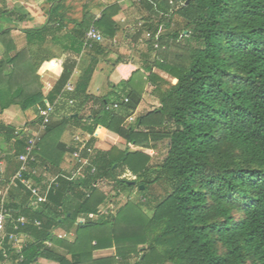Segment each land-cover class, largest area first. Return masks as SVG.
<instances>
[{"label":"trees","instance_id":"obj_1","mask_svg":"<svg viewBox=\"0 0 264 264\" xmlns=\"http://www.w3.org/2000/svg\"><path fill=\"white\" fill-rule=\"evenodd\" d=\"M156 1L158 11L147 0L132 3L146 15L126 34L115 20L122 9L118 1L100 6L99 18L94 5L86 3L81 16L74 18L68 14L73 7L69 0H43L47 20L25 30L27 45L22 49H17L10 29L0 31L5 46L0 59V137L17 159L31 137L26 127L42 120L40 107L53 105L32 163L42 173L25 176L45 189V173H62L65 156L78 148L74 138L70 146L62 141L67 129L73 137L89 135L91 147L100 139L111 143L106 150L94 147L91 154L83 150L91 162L85 177H59L44 202L22 185L9 188L6 205L15 216L30 220L21 227L29 239L20 253L6 239L9 258L0 250V261L264 264V0H180L183 4L176 6ZM11 11L8 0H0V17ZM93 24L105 40L88 50L89 64L75 88L66 90ZM119 33L115 45L112 40ZM47 41L66 55L57 83L45 95L43 66L54 69L62 63L56 57H34L31 46L42 47ZM101 60L110 63L120 79L98 96L89 87ZM148 85L154 87L159 105L135 117ZM114 103L119 106L114 108ZM11 104L19 105L27 120L21 129L7 121L4 112ZM118 138L125 147L115 145ZM164 140L168 150L163 161L151 163ZM127 173L132 177H124ZM100 183L113 185L114 198L136 188L142 200L103 212L109 196ZM13 192L18 193L14 202L9 201ZM81 215L86 217L83 223L78 222ZM35 219L40 226L33 224ZM55 228L73 231L75 238L61 239L54 235ZM110 248L114 255L94 257V251Z\"/></svg>","mask_w":264,"mask_h":264},{"label":"crops","instance_id":"obj_2","mask_svg":"<svg viewBox=\"0 0 264 264\" xmlns=\"http://www.w3.org/2000/svg\"><path fill=\"white\" fill-rule=\"evenodd\" d=\"M99 2L105 3V5L112 4L114 2H117L118 0H97ZM122 4V9L119 12L117 16H115V20L120 24L121 28L123 29V33L126 34L127 30L129 29L128 26H130L132 23H134L139 18L143 17V15H146V11L143 7H139L134 4H132L129 1H123L120 2ZM43 0H8V7L12 9L11 13L8 15H3L0 17V31H4L6 29L11 30L12 37L15 40L17 49H22L27 45V39H26V29H31L35 27L42 26L46 20H47V11L43 8ZM76 9H71V11L68 12L69 16L74 18H79L81 16L80 12ZM94 14L96 17H100L102 14V9L95 10L93 9ZM73 24L69 23L68 27H72ZM117 39H121V34L119 33L116 36ZM31 48L35 51L34 57L36 59H41L42 57H56L55 59H61L62 63L57 65L54 69L51 67V64H45L43 66V69L41 70V82L43 83V92L45 95H48L49 92L53 89L55 84L57 83L60 73L63 71V62L65 59V55L63 54V48L60 46H56L50 41H47L45 45L42 47H39L38 45H32ZM5 52V46L2 43L0 39V59L4 57ZM88 50H84L80 52L81 54L77 55V65L74 70L73 76L70 80V82L66 86V90H73L75 88V83L78 79V77L81 75L83 69L89 64V55ZM15 51H13V54ZM63 55V56H62ZM68 55H71L70 52H68ZM140 60V57L138 55L135 56V60ZM134 60V61H135ZM46 63V62H45ZM120 75L114 70V67L108 63L105 60H101L97 69L94 72L89 91L92 94L95 95H105L108 92L112 90V84H116L119 82ZM154 87L152 85H148L143 100L138 107L135 117L138 115H141L143 113H146L155 107L159 105L158 97H156L153 93ZM149 92V93H148ZM153 104V107H150V105ZM140 107L143 108V111H140ZM5 116L7 118V121L16 126L18 129H21L26 123L27 120L23 116L22 110L19 105L17 104H11L6 110H5ZM34 124H28L29 128H34ZM73 134L70 129H67L63 136L62 141L67 144L68 146L73 145ZM121 141V138L117 139L118 141ZM0 149L3 151L4 156L2 158L3 160V175L6 180H9L16 172V170L19 168V161L16 156L13 155L12 150L10 149V145L4 141L2 137H0ZM108 145L107 142L103 140H98L95 143L96 148L98 149H109L110 147L106 146ZM72 155L71 153H68L65 156V160L62 163V170H70L74 162L72 161ZM18 199V193L13 192L12 197L10 200ZM8 200V198H7ZM14 202V201H13ZM79 218H86L85 215H81ZM6 230L10 231L11 228L7 224ZM53 233L55 236L72 241L75 238V234L73 231L67 232L66 230L62 228H55L53 230ZM29 237H25L23 240H21V243L25 242ZM52 245V244H51ZM56 250L64 255H67V251L60 247L55 246ZM115 254L114 248L110 249H103V250H96L94 251V257L95 258H103L108 257ZM0 264H11L9 261H0ZM37 264H58V262L49 260L46 258H40L37 262Z\"/></svg>","mask_w":264,"mask_h":264},{"label":"built area","instance_id":"obj_3","mask_svg":"<svg viewBox=\"0 0 264 264\" xmlns=\"http://www.w3.org/2000/svg\"><path fill=\"white\" fill-rule=\"evenodd\" d=\"M123 1H129L131 3H140L142 0H118V2ZM151 2L155 9L158 11V2L156 0H147ZM169 3L173 6H176L178 4H183L180 0H169ZM161 15H169V13H166L164 11H159ZM99 18V17H97ZM142 24V21L139 23V25ZM132 24L128 26V28H131ZM163 30V26L161 25L155 35L156 43L155 48L159 47V37L160 33ZM105 40L104 35L100 32L98 27L93 24L88 29V31L85 34L84 38V50H89L94 47L95 43L103 42ZM113 44H118L119 39L116 37L114 38ZM140 42L143 44V40L141 39ZM125 101L128 102V98H125ZM119 106V103H114L113 107L116 108ZM109 108V106L107 107ZM53 110L52 104H47L46 106L40 107V116L41 121H39L34 128L26 127V132L30 134V138L28 140V143L25 147V152L20 154L18 156V160L20 162L19 168L16 170L15 174L10 178L9 186L4 189L3 184L5 180V177L3 175V156L4 153L0 149V155L2 156L0 158V250L3 253V256L5 259L9 258V251L4 246L5 240L8 239V243L12 245L13 248L16 249L18 253H20V250L22 248L21 240H23L28 235L21 232V227L28 224L30 220L24 216V215H18L15 216L12 209H10L6 205L7 200V193L9 188L12 186L18 187L19 185H22L26 190H28L31 195L36 198L38 202H44L47 199V195L50 192V190L54 186H58V178L59 177H65L69 180L74 179H81L85 177L86 169L88 166L91 165L90 159L87 156L82 155L83 150H87L88 153H92L94 147L88 146L87 141L89 135L82 136L80 134H75L74 139L78 144V148L71 153L72 159L74 160V165L70 170H62V173L56 174V175H49L45 173L47 185L46 188L43 189L40 185H36L33 181H31L30 178L25 176V174H32L39 176L42 173L41 167H32V163H34L37 160V154L36 151L38 149V143L40 142L46 128L48 121L50 119L51 112ZM130 121L134 120V117L129 118ZM19 133V130L16 131V134ZM1 135V130H0ZM95 171V167H92L91 172ZM96 185V184H95ZM89 217H94V214H90ZM86 218H79L78 222L83 223L85 222ZM10 223L12 225V231H7L6 226ZM41 221L39 219L33 220V224L40 226ZM21 259V258H20Z\"/></svg>","mask_w":264,"mask_h":264},{"label":"rangeland","instance_id":"obj_4","mask_svg":"<svg viewBox=\"0 0 264 264\" xmlns=\"http://www.w3.org/2000/svg\"><path fill=\"white\" fill-rule=\"evenodd\" d=\"M69 2H70V4L73 5L72 8L76 9V11L78 10L80 12V14L84 11V9H85L84 7H85L86 3L90 4V5H94L95 10H100L101 9L100 6L105 5V3H103L102 1L99 2L97 0H69ZM132 25H134V23H132ZM141 48L145 50L146 49L145 44H141ZM136 62L138 63L139 60L136 59ZM153 106H154L153 104L150 105V107H153ZM140 111L141 112L143 111L142 107H140ZM100 140H103V139H100ZM105 142H107V141H105ZM107 144H108V145H106L107 147L108 146L111 147L110 142H107ZM115 145H117L118 147H121V148L125 147L122 140L121 141L119 140L117 143V140L115 139ZM167 150H168V140H164L162 142H159L157 149L154 151V156H153L151 163H153V164L161 163L163 161L165 155H166ZM72 161L74 162V160H72ZM124 177H132V176L130 173H127L124 175ZM99 188L109 196V199H108L109 204L103 205L101 207V210L103 212H106L109 209L116 211L119 206L123 205L124 203H126L129 200L136 201V202H140L142 200V193H140L138 191V189H136V188L121 192L120 195L118 197L116 196L115 198H114V196H112L116 193V191L113 188V185L100 183ZM158 191H160V187L158 188ZM111 197H113L112 198L113 202H109ZM135 260L136 259H134L133 262Z\"/></svg>","mask_w":264,"mask_h":264},{"label":"water","instance_id":"obj_5","mask_svg":"<svg viewBox=\"0 0 264 264\" xmlns=\"http://www.w3.org/2000/svg\"><path fill=\"white\" fill-rule=\"evenodd\" d=\"M188 2H189V0H188ZM141 188H144V185H142Z\"/></svg>","mask_w":264,"mask_h":264}]
</instances>
